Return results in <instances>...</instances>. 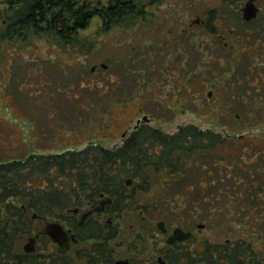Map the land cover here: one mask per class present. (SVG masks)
<instances>
[{
  "label": "rangeland",
  "instance_id": "374dc122",
  "mask_svg": "<svg viewBox=\"0 0 264 264\" xmlns=\"http://www.w3.org/2000/svg\"><path fill=\"white\" fill-rule=\"evenodd\" d=\"M140 1L149 3V0ZM240 5L239 0H164L154 6L148 4L145 18L131 27L115 26L108 32H98L99 19H95L82 34L87 45L63 48L47 38H34L25 46L22 43L4 45L0 51V127L15 132L18 129L26 139L25 146L16 141H2L8 142L6 146L16 145L9 155L23 156L27 151L47 154L81 149L93 143L116 148L144 115L151 119L140 124L147 123L170 134L184 124L221 131L232 138L230 140L237 138L239 132L252 137L261 134V142L252 141L251 148L264 147V50L255 56L254 67L249 70L246 50L240 54L237 44L233 50L225 46V41L232 39L228 37L232 29L234 39L239 32H244ZM0 7L5 6L0 4ZM212 10L216 19L209 23L217 30L215 34L202 25L190 27L197 16L209 19ZM5 21L3 16L1 22ZM256 24L252 22L246 27L252 29ZM91 71L95 73L90 74ZM197 74L204 79V88L198 91ZM15 77L18 81L15 84L23 88L18 96L20 101L28 99L25 94L28 92L29 98L50 99L58 93L40 94V87L48 85L52 90L59 86L61 91L67 89L70 94V90H76L77 99L92 100L93 113L89 119L80 116L84 109L71 108L67 97L60 92L57 103L49 106L47 119L37 128L39 134L33 136L34 130L17 120L15 109L7 107L11 104V80ZM98 86L107 91L92 93ZM219 86L223 91L228 89V94H223ZM253 96L256 100H251ZM94 101L97 102L95 109ZM107 101L111 102L109 107ZM115 118L121 119L123 125L116 124ZM125 131L127 134L123 136ZM2 142L0 149L5 145ZM251 151V155L254 154V150ZM7 154L1 149L0 155ZM202 161L206 162L198 158L197 171L191 173L190 180L179 182L180 186L175 182L176 176L166 172L148 173L149 181L144 183L149 182L150 190L138 196L141 210L150 220L154 219L155 225L165 219L168 225L174 226L180 223L179 219L185 223V217H195L196 223L205 225L203 229L196 228L199 238H211L213 242L245 239L264 256V205L259 204L262 199L256 193L255 183H251L255 172L254 169L249 172V168L254 166L238 159L231 169L223 167L221 172L229 171L230 175L224 178L223 191L219 190L223 199L215 200L214 193L218 191L214 186L209 185L198 192L201 195L196 194L198 177L203 176L206 182L210 176V180L218 176L211 158L206 167ZM254 165L264 168V161L258 157ZM238 176L244 179L242 203L249 206L238 205L231 196L230 187L235 183L232 177ZM40 181L44 179L35 185ZM260 181L258 179V185ZM64 182L57 181V186L62 187ZM254 193L258 199L253 198ZM155 203V207L151 205ZM209 205L212 207L210 213L207 211ZM138 213L139 210L128 208L124 211V221H136ZM34 224L36 227L44 225L40 221ZM27 239L25 235L17 240L19 252L24 251ZM50 247L56 249L54 245Z\"/></svg>",
  "mask_w": 264,
  "mask_h": 264
},
{
  "label": "trees",
  "instance_id": "16d2710c",
  "mask_svg": "<svg viewBox=\"0 0 264 264\" xmlns=\"http://www.w3.org/2000/svg\"><path fill=\"white\" fill-rule=\"evenodd\" d=\"M163 1L149 0V3H143L140 0H0V4L5 6L0 7V51L4 45L16 43H22L23 46L28 45L34 38H47L63 48L75 47L78 44L87 45L82 39V34L92 26L95 19H99L98 32H108L115 26L131 27L145 18L148 13V4L154 6ZM3 16H5L6 23L1 22ZM209 16L210 21H213L216 13L212 10ZM202 26L212 34L217 32L210 23L207 27ZM89 51L90 49L87 50ZM17 62H22V60H17ZM94 73L90 72V74ZM196 79L198 83L196 91L202 90L204 88L203 76L197 74ZM16 82H18L16 77L11 80V104L7 107L15 109L17 120L28 124L34 130L33 136H37L36 133L39 134L37 128H40L41 123L47 119L49 106L57 103L59 99L57 95L60 92L63 97H67L71 108L77 110L82 107L79 109H84L80 116L89 119L93 113L92 100L77 99L76 90H70V94L67 89L61 91L59 86L52 90L48 85L40 87L42 88L40 94L53 91L58 93L55 96L51 95L50 99L29 98L31 94L28 92L25 93L28 99L20 101L18 96L23 93V88L18 83L16 85ZM219 88L223 94L228 91V89L223 91L221 86ZM101 90L107 91L98 86L92 93ZM77 91L81 93L80 90ZM253 99L256 100V97L253 96L251 100ZM63 103H59V108ZM95 103L97 102L94 101V106ZM107 105L109 107L111 102ZM59 114L65 116L62 111H59ZM60 120L64 122L61 118ZM115 123L123 125L119 118H115ZM238 134L237 138L230 140L232 138L227 137L221 131L202 130L194 124H184L175 133L170 134L147 123H142L116 148L111 149L93 143L81 149L72 148L47 154L27 151L23 156L16 154L10 156L12 149H16L14 148L16 145L6 146L8 142L5 144L2 141H16L25 146L23 144H26V139L23 137V132L18 129L15 132L0 127V142L5 144L1 149L8 153L7 156L0 155V264H66L63 255L59 253L19 252L17 240L29 235L33 227L32 219L24 214L22 206H26L28 212L39 209L40 213L53 216L56 213L55 210L63 209L65 206V198L61 189L64 184L59 187L57 181L70 180L72 184H76L73 182V176H79L75 181L80 182V185L74 186L78 190L88 188L85 184L93 180L89 178V175L117 173L119 175H145L146 178L151 171L166 172L170 176H176L175 182L180 186L184 180H190L191 173L197 171L195 164L198 158H203L206 162L211 158L218 176L213 178L212 182L207 180L204 182L203 176L198 177L199 185L196 194H200L198 192L204 191L211 184L218 191L214 193L216 200L217 198L223 199L220 197L219 190L223 191L224 178L227 179L230 175L229 171L223 174L221 169L223 167L226 170L231 169L236 163L235 160L239 159L251 164V167L254 166L249 168V172L253 169L255 172V179L251 180V183H255L256 193L262 199L259 204L264 205V168L254 165L258 157L264 161V147L251 148L253 147L252 141L260 140L257 142L259 143L262 136L261 134L253 137L246 136L245 132ZM257 143L255 145H258ZM18 149L17 146V152ZM251 149L254 150L252 155ZM222 153H228L226 155L229 157ZM206 162L202 161L201 164L206 167L208 163ZM237 175L241 174L237 173ZM42 179L44 181H40L41 184L45 181L48 183L46 182L44 186L40 183L35 185ZM232 179L235 181L230 187L232 198L238 205L249 206L245 202L242 203L244 179L241 176L232 177ZM258 179L261 180L259 185ZM195 187L192 186V188ZM253 198L258 199L255 193ZM239 242H237V247L240 248V254L228 258L231 264H264L263 255L259 258L255 257L248 243L240 240ZM233 243L236 244V241Z\"/></svg>",
  "mask_w": 264,
  "mask_h": 264
},
{
  "label": "flooded vegetation",
  "instance_id": "af4514ba",
  "mask_svg": "<svg viewBox=\"0 0 264 264\" xmlns=\"http://www.w3.org/2000/svg\"><path fill=\"white\" fill-rule=\"evenodd\" d=\"M239 1L240 22L245 27L244 32H239L235 40L232 29L228 32L229 39H232L225 41V46L233 50L237 44L240 54H243L242 50H246L244 53L250 70L254 67L255 56L264 50V0H255L259 11L255 18L249 20L243 17L242 12L247 0ZM209 22L210 16L198 25L207 27ZM252 22L258 24L252 29L247 28ZM193 25L197 23L191 22L190 27ZM250 84L258 86L253 81ZM209 94L212 95L213 91ZM73 177V182L80 185V182L75 181L79 176ZM89 178L93 180L85 184L88 187L86 190L76 189V184H72L70 180L64 182L61 189L65 206L55 210L53 216L42 214L39 209L28 212L27 207L22 206L24 214L30 216L32 221L44 223L42 227H36L33 222L32 231L27 235V238L35 237L36 250L32 252L59 253L63 255L66 264H231L229 259L240 254L237 242L240 240L248 243L245 239H238L235 244L230 239L226 242H213L211 238H199L196 228L203 229L205 225L196 223L192 216L185 217V223L179 219L180 223L174 226L168 225L165 219L155 225L154 219L150 220L139 205L140 193L150 190L149 182L144 183L149 181L145 175L111 173L89 175ZM156 204L151 205L155 207ZM128 208L139 210L138 216H135L136 221H124V211ZM145 210L149 211V208L145 206ZM207 211L212 212L210 205ZM56 220L63 224L67 232L63 251L59 250L60 244L49 234L41 232L47 222ZM177 229H181L178 234ZM183 232H189V235L186 236ZM248 244L254 256L259 258L260 254L253 245ZM53 245L56 246L54 250L50 247Z\"/></svg>",
  "mask_w": 264,
  "mask_h": 264
},
{
  "label": "water",
  "instance_id": "95a60500",
  "mask_svg": "<svg viewBox=\"0 0 264 264\" xmlns=\"http://www.w3.org/2000/svg\"><path fill=\"white\" fill-rule=\"evenodd\" d=\"M258 11H259V7L256 5L255 0H247L245 6L242 7L243 17L246 20L255 18L258 14ZM192 22L199 24L201 22H205V19H203L200 16H197V18L193 20ZM150 119L151 118H149L146 115L140 117L137 120L136 125L133 127L131 131H134L135 129H137L141 122H148ZM206 130H209V129H206ZM126 134H127V131L123 133V136H125ZM41 232L49 234L53 238V240L57 241L60 244L59 250H62V251L65 250L64 242H66L67 240V232L63 224L60 221L56 220V221L47 222V224L42 228ZM179 232H181V229L176 230L177 234ZM183 233L186 236L189 235V232H186V233L183 232ZM23 249L25 252H32L36 250L34 236H31L28 238V241L27 243L24 244Z\"/></svg>",
  "mask_w": 264,
  "mask_h": 264
}]
</instances>
